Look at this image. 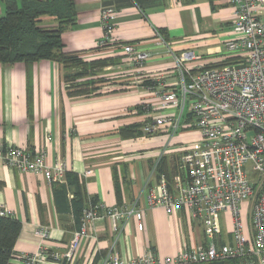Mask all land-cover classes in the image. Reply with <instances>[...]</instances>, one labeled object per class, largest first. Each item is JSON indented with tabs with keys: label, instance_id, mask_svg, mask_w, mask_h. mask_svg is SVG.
<instances>
[{
	"label": "crops",
	"instance_id": "1",
	"mask_svg": "<svg viewBox=\"0 0 264 264\" xmlns=\"http://www.w3.org/2000/svg\"><path fill=\"white\" fill-rule=\"evenodd\" d=\"M72 2L75 13L62 35L64 51L78 53L86 62H106L81 80L92 83L94 93L71 96L64 69L54 61L0 63V147L44 153L49 164L61 160L70 167L66 183L55 185L40 175L8 167L0 158V209L10 211V217L22 225L11 264L41 248L67 252L84 210L97 202L136 206L142 219H123L120 234L109 220H99L92 236L81 241L74 264H100L111 252L132 260L152 251L166 260L185 247H199L204 240L195 238L197 224L189 210L151 206L147 195L162 175L174 184L178 157L200 141V134L189 120L174 134L169 126L151 135L143 127L177 115L175 110L154 108L159 104L156 90L180 82L171 51L194 52L210 66L224 63V46L236 38L235 7L231 0ZM107 6L116 11L114 41L100 48L101 11ZM4 13L0 0V16ZM41 26L53 30L58 23L45 16ZM157 30L164 32L166 44L159 43ZM128 44L149 55L142 67L124 53ZM186 113L190 119L188 108ZM138 124L140 134L135 129ZM159 164L160 175L155 172ZM40 228L48 230V238L36 235Z\"/></svg>",
	"mask_w": 264,
	"mask_h": 264
},
{
	"label": "built area",
	"instance_id": "2",
	"mask_svg": "<svg viewBox=\"0 0 264 264\" xmlns=\"http://www.w3.org/2000/svg\"><path fill=\"white\" fill-rule=\"evenodd\" d=\"M235 7L233 30L236 38L224 46L222 61L233 62L213 67L199 61L194 52L171 51L180 74L179 84L156 90L159 104L154 108L175 110L177 115L164 116L145 124L143 132L151 135L160 127L169 126L172 134L189 120L200 134V141L178 157V172L170 186L162 175L156 187L147 195L151 206L167 210L185 207L192 220L203 229L204 242L197 248H184L175 258L160 260L152 251L143 256L124 260L113 252L106 254L100 264H210L235 260L237 264H264V0H231ZM116 11L107 6L101 11L103 38L98 47L114 41ZM159 43L166 44L157 30ZM123 51L137 67L149 58L133 45ZM186 108L190 119H186ZM144 111L149 106H142ZM186 125V124H185ZM3 163L23 173L42 176L49 184L66 183L69 165L61 160L49 164L44 153H31L19 147H0ZM155 166V172H157ZM252 202L253 233H246L241 207ZM230 213L232 232L229 240L222 238L221 214ZM5 208L0 217H10ZM142 214L136 206H106L97 202L84 210L79 229L74 232L69 249L64 254L41 248L23 254L14 264H74L73 258L84 238L92 236L99 220L111 222L115 233L121 232L123 219ZM36 235L48 238L46 228ZM11 264V263H10Z\"/></svg>",
	"mask_w": 264,
	"mask_h": 264
},
{
	"label": "trees",
	"instance_id": "3",
	"mask_svg": "<svg viewBox=\"0 0 264 264\" xmlns=\"http://www.w3.org/2000/svg\"><path fill=\"white\" fill-rule=\"evenodd\" d=\"M2 2L5 5V13L0 16L1 64L54 61L67 70L81 69L73 77L65 76L71 96H88L97 90L92 83L81 81L80 84H74L73 78L89 79L93 76L92 73L101 65H106V62H86L78 53L64 51L62 35L66 26L72 24L75 13L72 0H2ZM45 16L54 17L58 27L50 30L41 26V19ZM161 33L164 34L163 31ZM232 62L228 60L213 67H222ZM140 128L139 124L135 126L138 133ZM158 168L161 170L160 164L156 172L160 175ZM171 179L167 178L172 187ZM79 201L80 210L83 212L81 197ZM21 227V223L12 217H0V264H10L14 258ZM210 264H237V261L225 260Z\"/></svg>",
	"mask_w": 264,
	"mask_h": 264
},
{
	"label": "rangeland",
	"instance_id": "4",
	"mask_svg": "<svg viewBox=\"0 0 264 264\" xmlns=\"http://www.w3.org/2000/svg\"><path fill=\"white\" fill-rule=\"evenodd\" d=\"M64 69V68H63ZM81 69H64L65 72V76L69 75L71 77H73L74 75H76L77 73L80 72ZM75 80L74 84H80L81 79L73 78ZM68 86V84H67ZM187 109V108H186ZM251 211H252V202L251 201H247L243 204V206L241 207V218L242 221L244 223L245 226V230L247 235H251L253 233V227H252V221H251ZM220 221H221V227H222V238L224 240L227 239V237H230V234L232 232V222H231V214L230 213H225V214H221L220 216ZM197 224V229H195L194 234H195V238H199L200 240H204V233H203V229L202 227L198 226V223L195 222ZM187 248V247H185Z\"/></svg>",
	"mask_w": 264,
	"mask_h": 264
}]
</instances>
